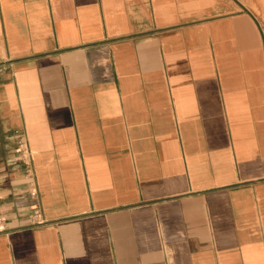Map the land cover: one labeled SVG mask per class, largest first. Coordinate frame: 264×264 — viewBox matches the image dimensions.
<instances>
[{
	"label": "crops",
	"instance_id": "crops-1",
	"mask_svg": "<svg viewBox=\"0 0 264 264\" xmlns=\"http://www.w3.org/2000/svg\"><path fill=\"white\" fill-rule=\"evenodd\" d=\"M0 218V264H264V0H0Z\"/></svg>",
	"mask_w": 264,
	"mask_h": 264
},
{
	"label": "built area",
	"instance_id": "built-area-1",
	"mask_svg": "<svg viewBox=\"0 0 264 264\" xmlns=\"http://www.w3.org/2000/svg\"><path fill=\"white\" fill-rule=\"evenodd\" d=\"M17 152L20 156V160L23 161L26 165H28L29 161L32 157V154H31L30 148L28 147L27 142L23 138H21L19 141V146H18ZM27 173L29 175H31V177H32V174H33L32 168L27 169ZM30 195H31V198L33 201L38 199V196H39L38 189L36 187H34V188L32 187V189L30 191ZM34 206L37 209L39 205H38V203H36V204H34Z\"/></svg>",
	"mask_w": 264,
	"mask_h": 264
}]
</instances>
